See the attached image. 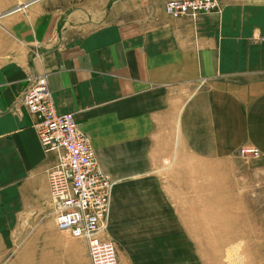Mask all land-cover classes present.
Listing matches in <instances>:
<instances>
[{
    "label": "crops",
    "instance_id": "0c3cea01",
    "mask_svg": "<svg viewBox=\"0 0 264 264\" xmlns=\"http://www.w3.org/2000/svg\"><path fill=\"white\" fill-rule=\"evenodd\" d=\"M168 1L0 3L3 264H89L85 242L55 226L57 157L23 104L41 75L114 182L104 238L119 263L212 264L200 236L223 212L206 208L207 170L241 148L264 160V0H218L196 20L167 16Z\"/></svg>",
    "mask_w": 264,
    "mask_h": 264
},
{
    "label": "built area",
    "instance_id": "2783aa9c",
    "mask_svg": "<svg viewBox=\"0 0 264 264\" xmlns=\"http://www.w3.org/2000/svg\"><path fill=\"white\" fill-rule=\"evenodd\" d=\"M172 18L196 20L220 12L218 0H170L164 6ZM23 104L36 118L34 131L45 153L56 154L48 171L52 217L56 228L87 247L89 264H120L114 242L103 237L108 228L114 182L98 166L88 136L78 130L73 114H58L46 77L27 88ZM257 148H241V158H257Z\"/></svg>",
    "mask_w": 264,
    "mask_h": 264
},
{
    "label": "rangeland",
    "instance_id": "374dc122",
    "mask_svg": "<svg viewBox=\"0 0 264 264\" xmlns=\"http://www.w3.org/2000/svg\"><path fill=\"white\" fill-rule=\"evenodd\" d=\"M206 180V208L223 212L220 219H208L207 234L200 236L204 237L202 252L207 260L212 264H264V160L261 154L255 159L238 156L221 163L218 169H208ZM202 188L201 185L196 194H203ZM212 222L222 228L214 232L209 228ZM106 234L107 231L103 237L108 238ZM115 246L117 248L116 243ZM3 263L0 260V264Z\"/></svg>",
    "mask_w": 264,
    "mask_h": 264
},
{
    "label": "bare ground",
    "instance_id": "6f19581e",
    "mask_svg": "<svg viewBox=\"0 0 264 264\" xmlns=\"http://www.w3.org/2000/svg\"><path fill=\"white\" fill-rule=\"evenodd\" d=\"M36 1V0H35Z\"/></svg>",
    "mask_w": 264,
    "mask_h": 264
}]
</instances>
